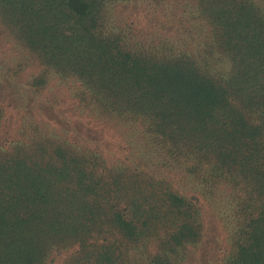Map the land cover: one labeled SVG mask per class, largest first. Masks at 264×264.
<instances>
[{
  "label": "trees",
  "instance_id": "trees-1",
  "mask_svg": "<svg viewBox=\"0 0 264 264\" xmlns=\"http://www.w3.org/2000/svg\"><path fill=\"white\" fill-rule=\"evenodd\" d=\"M119 1L0 0L24 53L0 61V264H189L207 241L264 264V8L197 0L215 72L112 21ZM52 76L78 84L82 143L4 102Z\"/></svg>",
  "mask_w": 264,
  "mask_h": 264
},
{
  "label": "rangeland",
  "instance_id": "rangeland-1",
  "mask_svg": "<svg viewBox=\"0 0 264 264\" xmlns=\"http://www.w3.org/2000/svg\"><path fill=\"white\" fill-rule=\"evenodd\" d=\"M264 8V0H258ZM197 0H121L113 7V19L123 27L131 28L132 32L140 38L152 42L160 41L166 44L173 52H190L201 56L215 72L229 71L231 63L222 60L219 56H205L206 31L201 22V11L198 9ZM157 40V41H156ZM7 41V39H6ZM19 47L8 41L0 45V61L13 63L24 54ZM36 70V67L29 66L28 71ZM51 87H48L44 95L33 97L24 96L22 99L8 97L4 102H14L17 106L23 107L21 112L32 115L35 121H40L42 130L52 132L56 128L58 133L70 138H78L84 142L86 137L76 134L77 124L69 119L72 113H78V104L70 87L78 85L72 79L62 80L57 76L51 77ZM40 113V114H39ZM13 120L8 119L3 137L15 138V130L23 123L21 113L14 112ZM37 123V122H35ZM78 129L77 132L80 131ZM84 134L91 136L98 132L93 128L86 127ZM115 135V134H114ZM189 260V264H222L223 258L228 254L230 246L217 245L214 241H207L198 246L190 248L191 254H197Z\"/></svg>",
  "mask_w": 264,
  "mask_h": 264
}]
</instances>
